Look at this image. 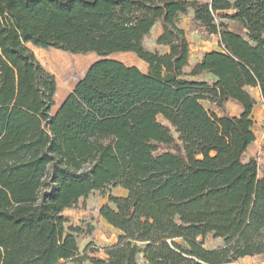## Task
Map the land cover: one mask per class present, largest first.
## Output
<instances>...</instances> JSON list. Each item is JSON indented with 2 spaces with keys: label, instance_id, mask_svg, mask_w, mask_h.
Wrapping results in <instances>:
<instances>
[{
  "label": "trees",
  "instance_id": "trees-1",
  "mask_svg": "<svg viewBox=\"0 0 264 264\" xmlns=\"http://www.w3.org/2000/svg\"><path fill=\"white\" fill-rule=\"evenodd\" d=\"M190 12L221 48L195 64L179 24ZM156 26L166 68L148 75L99 61L52 116L28 44L133 48ZM202 76L214 84L197 82ZM248 88L264 105V0H0V264L264 259V174L255 159L243 160L256 141ZM228 102L242 115H229ZM113 189L128 195L110 194L97 217L118 242L106 260L81 256L80 230L66 212ZM209 235L225 246L204 248Z\"/></svg>",
  "mask_w": 264,
  "mask_h": 264
},
{
  "label": "rangeland",
  "instance_id": "rangeland-1",
  "mask_svg": "<svg viewBox=\"0 0 264 264\" xmlns=\"http://www.w3.org/2000/svg\"><path fill=\"white\" fill-rule=\"evenodd\" d=\"M209 2L210 0H200ZM193 12L189 16L181 17L179 24L183 28L191 43L192 58L191 63L200 61L203 54L211 51H221L219 40L216 36L209 35L204 31L198 30L192 23ZM218 24H225L229 30H239L238 25L228 19H219ZM160 34L156 29L150 38L143 44L133 48H121L111 45L107 48H75L72 50L41 49L28 44L26 48L30 50L37 62L41 65L45 76V91L47 98L52 104L51 114L55 116L64 101L75 90L76 86L82 81L88 70L95 63L103 60H114L130 67H136L143 73L151 75L156 65L166 68L168 63L169 50L167 47L159 46L156 39ZM197 82H207L214 84L215 78L212 76H202ZM255 90L251 94L255 96ZM205 108L216 111L217 108L209 101H202ZM260 102H257L256 108ZM254 132L258 148L253 153H247L243 160L248 162L255 159L258 163L260 176L264 174V110L261 108L254 117ZM115 197L126 196L120 189H113L106 195L100 192L92 193L87 199L80 201L76 210L67 211L66 215L71 217L72 225L77 227L80 232L77 234L79 254L89 257H96L103 260L108 258L107 251L118 242V231L111 228L104 220H98L99 209L109 202V195ZM111 207H115L110 204ZM201 241V239H199ZM203 241L204 248L216 250L225 246L222 239L207 236ZM178 243L183 244L181 240ZM184 245V244H183ZM140 262L142 256H139ZM69 264H77L70 262ZM82 264H89L87 261Z\"/></svg>",
  "mask_w": 264,
  "mask_h": 264
},
{
  "label": "crops",
  "instance_id": "crops-1",
  "mask_svg": "<svg viewBox=\"0 0 264 264\" xmlns=\"http://www.w3.org/2000/svg\"><path fill=\"white\" fill-rule=\"evenodd\" d=\"M159 27L160 26H156V30L157 31H159ZM154 29V30H155ZM160 32H161V30H160ZM212 52V51H211ZM252 90H255L256 92H255V96H253L252 94H251V91ZM248 91L250 92V94L255 98V100H256V102H260L261 104H259V107L258 108H256L255 107V109H254V111H253V119L255 120V118L254 117H256L257 116V114L259 113V110L261 109V108H263V110H264V105H263V102H262V99H261V95H260V91H259V89L258 88H248ZM226 107H227V109H228V113H229V115H231V116H237V117H239V116H241L242 115V109H241V107L240 106H238V105H236L235 103H233V102H228L227 104H226ZM256 121V120H255ZM258 142L257 141H255L249 148H248V151L246 152V154L245 155H247V153L249 154V153H253L257 148H258ZM123 193H126V196H121V197H127V195H128V192L126 191V190H124V189H120ZM118 233V232H117ZM249 258V257H248Z\"/></svg>",
  "mask_w": 264,
  "mask_h": 264
},
{
  "label": "built area",
  "instance_id": "built-area-1",
  "mask_svg": "<svg viewBox=\"0 0 264 264\" xmlns=\"http://www.w3.org/2000/svg\"><path fill=\"white\" fill-rule=\"evenodd\" d=\"M231 264H264V259L261 257H247Z\"/></svg>",
  "mask_w": 264,
  "mask_h": 264
}]
</instances>
